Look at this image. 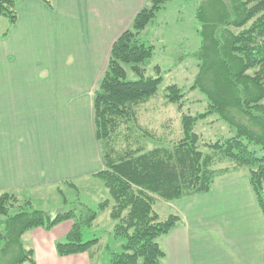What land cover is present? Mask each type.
I'll use <instances>...</instances> for the list:
<instances>
[{"label": "trees", "instance_id": "16d2710c", "mask_svg": "<svg viewBox=\"0 0 264 264\" xmlns=\"http://www.w3.org/2000/svg\"><path fill=\"white\" fill-rule=\"evenodd\" d=\"M17 1L0 0V16L9 24L17 19ZM168 1L145 0L113 41L93 94L95 138L103 164L93 176L102 180L108 197L94 210L80 205L79 210L49 216L30 199L1 191L0 264H36L34 249L24 245L22 236L65 220L72 225L56 242L57 254L89 252L94 258L100 239L83 240V233L103 211L114 221L113 235L124 239L120 252L109 253V264H163L159 239L181 217L171 213L160 218L156 202L208 193L215 183L239 174L247 176L264 217V0H208L198 8L201 45L191 87L205 95L207 109L182 112V89L168 85L166 103L181 111L180 132L171 140L140 121L141 107L154 99L161 82L160 77L144 75L141 64L152 57L153 47L141 33ZM129 74L138 78L127 79ZM213 114L234 133L206 141L195 126Z\"/></svg>", "mask_w": 264, "mask_h": 264}, {"label": "crops", "instance_id": "0c3cea01", "mask_svg": "<svg viewBox=\"0 0 264 264\" xmlns=\"http://www.w3.org/2000/svg\"><path fill=\"white\" fill-rule=\"evenodd\" d=\"M48 1L18 0L13 24L0 16V192L31 200L34 191L77 186L102 169L94 90L113 41L145 2ZM155 211L181 217L159 239L163 264H264V217L244 174L208 193L158 200ZM71 225L26 233L36 264H94L89 252L57 254Z\"/></svg>", "mask_w": 264, "mask_h": 264}, {"label": "rangeland", "instance_id": "374dc122", "mask_svg": "<svg viewBox=\"0 0 264 264\" xmlns=\"http://www.w3.org/2000/svg\"><path fill=\"white\" fill-rule=\"evenodd\" d=\"M207 2L208 0H170L141 33L142 40L153 47L152 57L141 64L145 69L144 75L160 77L161 82L154 99L141 107L140 121L143 125L149 126L148 128L154 129L153 131L166 134L167 140L176 138L180 132L181 111L196 114L207 109L205 95L191 87L198 72L197 53L201 45L198 32L201 23L196 15L198 8ZM137 78L132 74L127 77V79ZM170 84H176L182 89L184 96L181 111L176 105L166 103L165 90ZM195 130L201 133L206 141H215L234 133L229 125L215 114L208 115L198 122ZM36 193L39 197L33 200L30 199L32 196L27 194L20 197L30 199L35 209L45 213L79 210L80 205L94 210L101 200L108 197L107 188L102 180L91 179L90 176L77 186L66 184L56 189L48 187L34 191L33 195ZM157 208L161 213L163 207ZM2 219L4 217L0 215V220ZM69 221L72 223L71 220ZM113 224L114 221L107 211H103L99 213L92 227L84 229L83 240L93 237L100 239L94 264H109V253L122 250L124 239L113 235ZM28 238L27 234L22 236L24 245L31 247Z\"/></svg>", "mask_w": 264, "mask_h": 264}]
</instances>
